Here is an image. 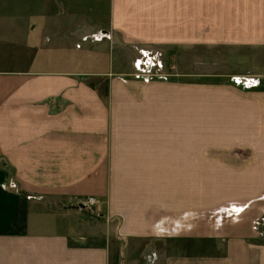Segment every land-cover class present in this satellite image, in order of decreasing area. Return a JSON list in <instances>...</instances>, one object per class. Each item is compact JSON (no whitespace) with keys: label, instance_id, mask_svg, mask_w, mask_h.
Returning <instances> with one entry per match:
<instances>
[{"label":"crops","instance_id":"crops-1","mask_svg":"<svg viewBox=\"0 0 264 264\" xmlns=\"http://www.w3.org/2000/svg\"><path fill=\"white\" fill-rule=\"evenodd\" d=\"M92 6L99 10L90 11ZM90 29L111 30L112 38L74 48L73 40ZM138 42L221 47L233 57L222 54L221 60H210L204 71L187 77L147 82L115 78L120 104L176 105V92L200 93L205 87L218 92L223 105L234 94L236 112L228 118L238 117L249 127L264 124V0H0V264H111L108 245L114 244L113 264H119L112 215L123 216L119 232L134 252L127 258V247L124 264H144L145 250L133 251L132 240L146 245L151 239L149 211L160 216L168 201L176 206L175 191L161 181L146 188L151 192L144 199L124 195L120 203L125 208L119 209L116 196L122 198L125 191L116 181L106 190L100 174L109 146L105 108L94 86L86 84V79L97 78L99 88L108 68L119 73L114 58L121 48L132 49ZM251 71L261 77L257 87L244 89L230 80ZM257 139L264 142L262 136ZM251 167L254 180L242 181L237 200L264 194V148ZM75 184H81L78 193L98 198L112 191L108 207L99 212L109 220L103 234L80 238L46 228L52 221L58 224V212H75L86 234L94 229L95 221L81 209L64 210L58 204H80L84 197L63 194ZM159 221L169 225L176 219Z\"/></svg>","mask_w":264,"mask_h":264},{"label":"rangeland","instance_id":"rangeland-1","mask_svg":"<svg viewBox=\"0 0 264 264\" xmlns=\"http://www.w3.org/2000/svg\"><path fill=\"white\" fill-rule=\"evenodd\" d=\"M93 7L90 11L99 10ZM106 10L104 7L102 14ZM86 31L76 41L73 40L74 48H79L85 41L99 42L112 38L111 30ZM138 43L132 49H120L121 53L114 58L117 66L113 67L119 73L108 68V76L101 79L105 83H99V88L96 84L100 79H86V84L94 86L104 105L108 123L109 146L100 174L104 176L106 190L116 181L125 191L122 198L116 196L115 204L119 209L125 208L120 203L124 195L144 199L148 192L146 188L161 181L167 184L164 188L175 191L176 206L174 201H168L160 216H153L149 211L151 239L145 242L146 245L143 240H132L133 251L145 250L142 254L144 264L162 261L176 264H264V194L258 193L248 199L237 200L235 197L242 192V181L254 180L250 171L259 150L264 148V142L257 139L264 137V124L249 127L241 124L238 117L228 118V114L236 112L234 94L229 95V105L220 102L218 92L211 93L205 87L200 93L192 92L194 90L190 91L192 93L176 92V105H129L116 100L118 85L112 81L117 78L122 82L128 79L147 82L169 79L174 75L187 77L189 72L204 71L210 60H221L222 54L233 56L221 47L178 45L174 42H164L165 45L160 46ZM145 59L150 60L147 64L149 71L139 72L136 63L141 66ZM147 72L151 75L144 80L143 75ZM230 80L244 89L261 83V77L253 71L231 75ZM134 154L144 156L136 158ZM87 176L90 179L92 175ZM134 183L138 185L132 186ZM81 184H75L73 190L67 189L63 193L84 197L80 204L71 202L73 200L58 201V204L63 209H81L87 218L95 221L94 229L86 234L75 212L72 215L58 212V224L52 221L46 228L54 226L63 233L71 231L80 238L104 233L103 225L109 220L99 212L108 207L107 199L113 196L112 191V196L109 192L98 198L78 193ZM248 212L255 213H251L248 222H243ZM112 216L115 220L110 226L113 227L112 241L120 242L118 263L124 264L127 247L130 254L127 258L131 259L134 252L130 253L128 238L119 232L123 216ZM160 219H176V222L164 225V221L156 222ZM163 225L167 227L163 228ZM81 234H85L84 237ZM237 234L240 236L238 240ZM86 241L83 240L82 244ZM108 246L111 247L109 261L113 264L115 252L112 250L116 245Z\"/></svg>","mask_w":264,"mask_h":264},{"label":"built area","instance_id":"built-area-1","mask_svg":"<svg viewBox=\"0 0 264 264\" xmlns=\"http://www.w3.org/2000/svg\"><path fill=\"white\" fill-rule=\"evenodd\" d=\"M144 61H145V62H143V63L141 64V66H138V65H137L138 62L136 63V68L139 70V72H146V71H149V70H148V66H147V64H150V60H149V59H145ZM150 75H151L150 72L145 73V75H143L144 80L149 79ZM92 201H93V200H92Z\"/></svg>","mask_w":264,"mask_h":264}]
</instances>
